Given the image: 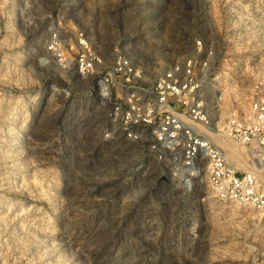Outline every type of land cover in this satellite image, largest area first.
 <instances>
[{
	"label": "rangeland",
	"instance_id": "1",
	"mask_svg": "<svg viewBox=\"0 0 264 264\" xmlns=\"http://www.w3.org/2000/svg\"><path fill=\"white\" fill-rule=\"evenodd\" d=\"M79 39L108 85L74 73ZM198 41L221 124L264 94V0H0V264H264V216L217 199L206 163L168 175L107 119L182 74Z\"/></svg>",
	"mask_w": 264,
	"mask_h": 264
},
{
	"label": "built area",
	"instance_id": "2",
	"mask_svg": "<svg viewBox=\"0 0 264 264\" xmlns=\"http://www.w3.org/2000/svg\"><path fill=\"white\" fill-rule=\"evenodd\" d=\"M78 44L83 52L74 60V73L78 78L98 76L96 84L108 85L113 73L102 70L101 56L91 54L81 39ZM197 45L198 55L191 58L182 74L175 68L162 76L149 96L140 89L141 97L130 96L112 104L107 119L114 129L112 134L118 133L113 139L146 142L147 150L158 161L173 164L167 170L173 178L183 176L181 169L186 168L185 176L195 179L200 165L206 163V181L217 199L264 216V94L253 98L244 113L232 115L221 124L213 123L201 99L207 75L200 68L204 54L201 41ZM128 62L120 61L116 72L132 74ZM89 93L96 102L94 89L89 88ZM101 93L104 98L110 95L103 89ZM226 142L244 155L246 168L229 158Z\"/></svg>",
	"mask_w": 264,
	"mask_h": 264
},
{
	"label": "bare ground",
	"instance_id": "3",
	"mask_svg": "<svg viewBox=\"0 0 264 264\" xmlns=\"http://www.w3.org/2000/svg\"><path fill=\"white\" fill-rule=\"evenodd\" d=\"M20 133H22V132H20ZM224 147L226 148V150H227V152H228V154H229V157L230 156H232V157H234L236 160L237 159H239V158H241V157H244V155L243 154H240L239 152H237V150H235L234 149V147L230 144V143H228V142H226V144L224 145ZM232 149V150H231ZM245 158V157H244ZM246 159V158H245ZM246 163H247V160H246ZM240 165V164H239ZM241 166V165H240ZM246 167H247V165H246Z\"/></svg>",
	"mask_w": 264,
	"mask_h": 264
}]
</instances>
